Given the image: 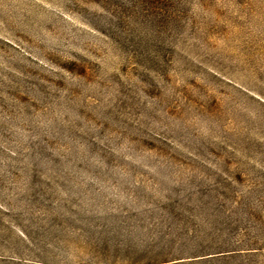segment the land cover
I'll use <instances>...</instances> for the list:
<instances>
[{
	"label": "rangeland",
	"instance_id": "374dc122",
	"mask_svg": "<svg viewBox=\"0 0 264 264\" xmlns=\"http://www.w3.org/2000/svg\"><path fill=\"white\" fill-rule=\"evenodd\" d=\"M0 264H264V0H0Z\"/></svg>",
	"mask_w": 264,
	"mask_h": 264
}]
</instances>
